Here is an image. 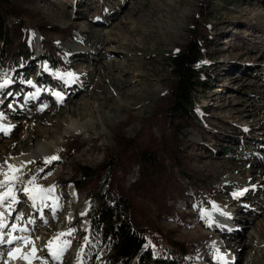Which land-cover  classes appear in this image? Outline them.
<instances>
[{"label": "rangeland", "instance_id": "obj_1", "mask_svg": "<svg viewBox=\"0 0 264 264\" xmlns=\"http://www.w3.org/2000/svg\"><path fill=\"white\" fill-rule=\"evenodd\" d=\"M40 1L1 2L9 34L6 44H0V110L10 122L16 121L12 128H19L15 127L13 134L10 128L11 132L5 134L10 137L0 139V148L9 147L24 136L30 138V143L28 150L19 154L0 151V166L6 156L31 153L43 143L67 144L56 159H37L26 175L14 183L17 188L13 194L23 200L19 209L8 216L15 221L9 229L41 216L39 212L32 213L24 196L27 189L37 184L53 191V196L59 192L57 201L50 199L61 206L54 215L50 208L41 217L55 219L44 220V228H50L33 231L38 254L32 263L20 264L82 263L89 197L96 184L80 182L75 171L81 167L99 169L107 159L113 160L109 192L129 201L132 219L143 231L146 248L155 263L196 264L200 259L204 264H218L216 255L221 250L213 246L215 243L193 232L184 234L181 222L191 220L182 219L177 212L184 203L183 211L195 214L204 207L225 205L235 217L229 222L234 229L229 234L223 225L217 232L219 226L214 227L211 222V238L216 237L221 244L231 243L223 251L230 254L235 264H264V180H258L260 175L255 170L245 180L250 165L260 163L255 169L264 170V32L257 27L255 34L259 37H250L251 42L244 41L247 37L238 33L247 32L248 25L243 21L248 16L238 18L233 8L246 7L245 0H165L170 4L164 9L173 6L170 16L178 21L177 25L151 19L150 0ZM258 1L264 12V0ZM56 2L66 7L65 16L53 11ZM132 6L140 10L132 17L136 24L160 25L155 39H143L140 32L129 29L131 26L122 21ZM245 9L251 14L258 6ZM68 20L75 25L62 28L61 24ZM202 21L211 26H203ZM57 40L80 47L84 54L79 53V57L83 60H75L77 53L60 48ZM193 40L200 41L205 53L198 65L204 86L195 92L194 112L183 117L171 109L169 94L174 78L168 57ZM108 58L113 67L126 64L131 77V84L120 92L119 102L106 89V77L118 76L103 67ZM41 69L56 77L73 74L79 78L76 73L80 69L86 73L79 78L78 87L74 83L72 89H77L69 91L68 97L72 85L66 86L62 103L56 104L57 99L50 97L47 90L57 86ZM41 80L45 82L38 84ZM32 85L45 94L38 104L30 101L36 92ZM107 95L111 99L102 105L101 99ZM32 104L34 107L28 108ZM16 106L24 112L15 110ZM39 110L48 111L39 114ZM43 113L45 116L40 117ZM78 118L79 124L90 122V133L82 132L79 137L87 141L85 149L92 144L90 139L95 144L81 156L76 154L79 143L69 141L65 133ZM142 154L152 155L157 166L140 167ZM51 162L54 166L48 169ZM227 177L234 180L233 185L221 184ZM250 183L253 187H248ZM186 201L192 202L189 207H185ZM83 208L87 209L85 215ZM58 230L63 233L62 258L53 260L45 243ZM220 233L222 237L218 238ZM5 260L3 256L0 264H6Z\"/></svg>", "mask_w": 264, "mask_h": 264}, {"label": "bare ground", "instance_id": "obj_2", "mask_svg": "<svg viewBox=\"0 0 264 264\" xmlns=\"http://www.w3.org/2000/svg\"><path fill=\"white\" fill-rule=\"evenodd\" d=\"M49 1L52 3L55 2V0H49ZM43 2L44 1L42 0L38 3H43ZM245 3H246V7L241 8L238 5V6H235L233 8V11L235 13H237L238 18H243V16H246V17L248 16L245 19L246 21H243L248 25L247 32L246 33H243L242 31L238 32L242 36L247 37V39H244V41L248 40V39L250 40V37L251 38L259 37L257 34H255L257 32V27H259V26L261 27L260 30H263V31H259V32H261V33L264 32V12L262 11L263 4L261 2H259L258 0H255L254 2H253V0H245ZM168 4H170V3L165 2V0H150V7H151L152 12H153V14L150 18L153 19L155 22L165 21L166 24H170V23L174 22V25H177V24H179L178 21H174V18H172L170 16L171 11L173 9V6L170 5V6H168V8L164 9ZM256 6H258V9L256 10V12L254 10H251V14H249L245 9L247 7H256ZM52 9L54 12L58 10L59 11L58 14H60L62 16H65L67 13L66 7H64L61 4H58V2H56V5L55 4L53 5ZM128 9H129V12L126 15V19H123L122 21H124L127 26L128 25L131 26V27H129V29L136 30V31L140 32V34H141L140 36L143 39H146L145 36L149 37L150 39H155L156 34L159 33L158 32L159 28H157V27H159L160 25L158 24L156 27V26L144 24V22H139L138 24H136L134 19H132V17L136 13H139L140 10L137 9V7H135V6H132ZM163 12H164V14H163ZM183 16H186V15H183ZM183 19H184V17H183ZM74 25H75V23H72L69 20L64 21V23L61 24L62 28L73 27ZM154 41L155 40H153V42ZM251 41L252 40H250V42ZM56 44H57V46H59L62 49L72 50V52L77 53V54H74V58H77L75 60H78V61L83 60L82 59L83 57H79V53H83V52H80V50H81L80 47H74L69 43H62L59 40L56 41ZM263 45H264V43H263V41H261V48L262 49L264 47ZM126 55H128V54H126ZM110 59L111 58H108L106 61H103V67H106L107 70L115 71L118 74V76H116V75L115 76H113V75L107 76L106 75L107 76L106 77V80H107L106 89L109 90V94L112 95V99L114 97L115 102H119V97L122 95L120 92L124 88H126L129 84H131V81H130L131 77L129 78V71H126L127 70L126 64H123V66L121 64H118L117 66L113 67L109 61ZM73 65L77 66L78 64L74 63ZM40 72L43 73L44 75L50 77L52 82H54V84L57 86V88H59L60 91L62 90V92L61 93L59 92V94L55 97L57 99V100H54V102L56 104L62 103L60 100H62V96H63L64 92H67V90H68V89H66V86L72 85V87H69L70 89L68 90V94H66L68 97V96H70L69 91H74L75 89H77V88L72 89L74 87V83H76L75 86L78 87L77 85H80L79 84L80 83L79 78L82 76V74L86 73V71L84 72L83 70L80 69V71L78 73H76L77 74L76 77H79V78H75L73 76V74L72 75L68 74V75H63V76L60 75V77L51 76V74L49 73V71L47 69H46V71L44 69H41ZM108 73H110V72H108ZM27 75H30V74H27ZM45 79H46V77H45ZM44 82H45V80H41L40 82H37V83L42 84ZM31 84H33V83H31ZM62 85L64 86V88L62 87ZM32 86H33V90L36 92L33 95V99H30V98L29 99H30V101L33 102V104H38L43 100V97L45 96V94L41 91L35 90L37 85L36 86L32 85ZM1 90H2V87H0V92H1ZM38 90H39V88H38ZM109 99H111V97L108 95L105 98H102L101 99L102 105H103V102H107V101H109ZM0 103H1V100H0ZM33 104L30 105L28 108L34 107ZM17 106L15 107V110L19 109L20 112H24L20 109V107H17ZM99 108H102V106L100 107V105H99ZM1 109L3 110V108H1ZM39 111H40L39 112V114H40L43 111L46 112L48 110H46V111L45 110H39ZM3 112H4V110H3ZM3 116H7V114L1 115V110H0V139L10 137V136L6 137L5 134L8 132L9 133L11 132V129H10V128H12L11 125L15 124V122H16V121L10 122L9 119H7L6 117H3ZM44 116H45V114L43 113L40 117H44ZM77 116L82 118L81 114H79ZM80 118L76 119L75 122H72V124L69 126V128H67L65 130V133L67 134V138H69V141H75L76 140L79 143L77 149L75 148L76 154H78V156L84 155L89 150L95 148V144L90 139L89 142H91L92 144L89 146L88 149H85L84 145L87 143V141L85 139L79 138L82 132H86L88 134L90 133L89 129H88V125L90 122H87L86 124L85 123L79 124L78 122L81 121ZM115 118H116V115H115ZM91 124H93V123H91ZM15 127L19 128V125H16ZM15 127L12 128V132H11L12 134L14 132ZM69 133H73L74 135H71ZM44 134L49 135V133H47V132H44ZM4 141H6V140H4ZM57 142L50 141L48 143H43V144L37 145L36 148L31 153H25V154L19 155L17 157H13L10 155L19 154L20 151L25 150V149L28 150V146L30 143V138H28V136L27 137L24 136L18 142L17 141L12 142L13 144L9 145V147L0 148V151L2 152V154H7V153L10 154L9 156L5 157L3 165L0 166V197H3V199L0 200V225H2V226H0V232L3 228L5 230L3 233H5V234L9 233L6 235L4 234L5 236L0 234L1 235V237H0V259H3V256H4V259H6L4 263H6V264L32 263L34 261V259L36 258L38 251L36 249V241L34 240V237L31 236V234L36 229L40 230V229L50 228L49 226L47 228H44V227H46L45 226L46 223H44V220L46 218H48V221L50 220V222H52L55 219V218L50 219V216L49 217L46 216L44 220H41V217H44L46 215L45 213H47L48 209H50V208H51L50 213H53L54 211H56L57 206H55L53 204L51 205L48 203L50 202V197L55 198V196L57 195L60 198L59 192L56 190L58 192V194H54V196H53V193H52L53 191H51L49 189L50 190V192H49V190H45L46 188L43 187L41 184H37V185L33 186L32 188L27 189L25 191L26 194H24V196L27 199V203H26L27 207L33 208L32 213L35 214L36 212H39L41 214V216H38V218L37 217L33 218L32 220H30V222H28V224H26V222H23L20 225H18L15 229H14V227L9 229L6 226V222L9 219V217H8L9 212L8 211H12V212L17 211L19 209V204H21V201L23 200V199L21 200L22 197L18 196L17 194L16 195L13 194L14 190L17 188L16 185L14 186V183L19 181L20 179H22L26 175V172L29 170L31 165L37 159H43L46 161H50V160H53V159H51L52 157H57L59 152L64 151L67 144H60ZM255 165L258 166L261 164L255 163V164L250 165V169L247 171V174L245 175V178H246L245 180L251 178L249 173L254 172V170L257 171V173L260 175L258 180H260V181L264 180V170L261 167L257 168V170H256L255 167H257V166H255ZM53 166H54V164H53V162H51V164L48 165V169H52ZM233 183H234V180L227 177L221 184L233 185ZM256 183H258V182H256ZM248 187H253V184L252 183L248 184ZM243 193H244V191L240 192V194H243ZM194 195H195V193H194ZM194 195L191 196L192 200L194 199ZM18 197H20V199ZM7 199H9V200L7 201ZM13 199H15V202H13ZM5 202H6V205L4 206ZM190 203H192V202L186 201L185 207H189L191 205ZM183 205H184V203L179 207V209H177V212L179 214H181V216L183 217L182 219H184V218L191 219L187 222L186 221L181 222V228L186 231V233H184V234L189 235L190 232H193L197 235V237H204V238L210 239L212 241V243H215V244H213V246H218V249L221 250L216 255V262H218V264H235L233 262L234 259L231 260L232 258L230 256V254H226L223 251V249L226 246H230L231 243L226 242L224 244H221V243H219V241L216 237H214L212 239L211 238L212 236L209 233V231H210L209 228L211 229V232L213 231L212 230L213 227L209 226L210 225L209 223L212 222L214 227H217V225L219 226L217 232H220L221 227L223 225H226V227L225 228L222 227V229L225 232L226 229L228 228L229 234H231V232L233 231L232 229H234V228L232 227L233 225H230L229 222H233L235 219V217L232 218L233 213L228 212L227 209H225V205H220V206L215 205V206H212V208H208L205 210H204V208H206V207H204L203 210L199 213L200 215L195 214L194 212L185 213L183 211ZM227 207H231V206L228 205ZM69 209H70V206H69ZM85 210H86V208H85ZM57 211H56V213H57ZM83 215H85L84 209H83ZM192 219H195V220L193 221ZM216 221L218 223H216ZM223 235H225V233H223ZM3 236H4V239L2 240ZM7 237H11L12 239H14L13 241L9 240L10 242H13V243H11L12 245H10V246L6 242H4V240H7ZM217 237L218 238L222 237L221 233H220V236L218 234ZM62 238H63V233H62V231L58 230L55 233H52L50 240H48L45 243L46 247H47V251L50 253V256L53 259L57 258V260L58 259L60 260L62 258L61 257L62 253H60L61 248H62V243H61ZM8 246H9V249L3 254L2 253L3 251L1 252V249H6ZM230 248H232V247H230ZM79 254H80V251H79ZM226 256H227L228 260H226ZM201 263L204 264V261H202V260L200 261V259H199L196 264H201Z\"/></svg>", "mask_w": 264, "mask_h": 264}, {"label": "trees", "instance_id": "obj_3", "mask_svg": "<svg viewBox=\"0 0 264 264\" xmlns=\"http://www.w3.org/2000/svg\"><path fill=\"white\" fill-rule=\"evenodd\" d=\"M1 2L2 0H0V44L3 45L6 44L9 30ZM202 24L211 26L206 21H202ZM204 54L200 41L197 43V40H193L168 57L174 78L169 94L170 105L173 111L183 117L194 112L195 92L204 86L203 75L198 67ZM166 150L172 152L170 146H167ZM156 163L152 155L142 154L139 165L156 167ZM175 164L179 167L178 161H175ZM112 166L113 160L107 159L99 169L81 167L75 171V175L80 176V182L94 181L96 184L89 197L88 240L81 264H157L152 258L151 251L146 248L143 231L132 219L129 201L120 194L112 195L109 192L108 182ZM159 264L166 263L161 261Z\"/></svg>", "mask_w": 264, "mask_h": 264}, {"label": "snow or ice", "instance_id": "obj_4", "mask_svg": "<svg viewBox=\"0 0 264 264\" xmlns=\"http://www.w3.org/2000/svg\"><path fill=\"white\" fill-rule=\"evenodd\" d=\"M51 159H56V157H52ZM237 195H239V193ZM2 199H3V197H0V200H2ZM0 226H2V225H0Z\"/></svg>", "mask_w": 264, "mask_h": 264}]
</instances>
